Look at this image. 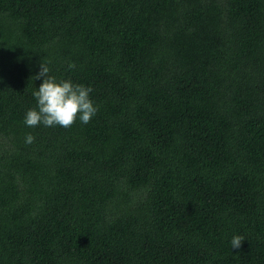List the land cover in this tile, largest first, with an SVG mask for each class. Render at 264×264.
Wrapping results in <instances>:
<instances>
[{
    "label": "trees",
    "instance_id": "trees-1",
    "mask_svg": "<svg viewBox=\"0 0 264 264\" xmlns=\"http://www.w3.org/2000/svg\"><path fill=\"white\" fill-rule=\"evenodd\" d=\"M0 264H264V0H0Z\"/></svg>",
    "mask_w": 264,
    "mask_h": 264
},
{
    "label": "clouds",
    "instance_id": "clouds-1",
    "mask_svg": "<svg viewBox=\"0 0 264 264\" xmlns=\"http://www.w3.org/2000/svg\"><path fill=\"white\" fill-rule=\"evenodd\" d=\"M51 61H42L39 73L35 80L42 79L39 88L33 92L37 101L35 107L29 109L25 115L24 123L28 127H37L43 124L45 127L60 126L70 128L77 119L87 124L97 114L98 107L90 98L93 91L91 87L74 83L71 79H60L51 74L48 66ZM69 69H75V63L68 65ZM35 142L32 134L25 137L26 144ZM245 237L235 235L231 239V247L239 249Z\"/></svg>",
    "mask_w": 264,
    "mask_h": 264
}]
</instances>
